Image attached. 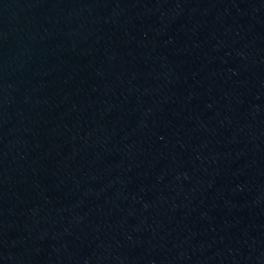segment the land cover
I'll use <instances>...</instances> for the list:
<instances>
[{
    "label": "water",
    "instance_id": "water-1",
    "mask_svg": "<svg viewBox=\"0 0 264 264\" xmlns=\"http://www.w3.org/2000/svg\"><path fill=\"white\" fill-rule=\"evenodd\" d=\"M0 264H264V0H0Z\"/></svg>",
    "mask_w": 264,
    "mask_h": 264
}]
</instances>
